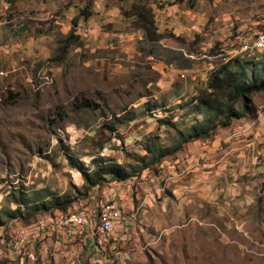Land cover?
<instances>
[{"label":"rangeland","instance_id":"rangeland-1","mask_svg":"<svg viewBox=\"0 0 264 264\" xmlns=\"http://www.w3.org/2000/svg\"><path fill=\"white\" fill-rule=\"evenodd\" d=\"M133 5L150 8L152 39ZM72 27L78 45L65 40ZM259 32L264 0H0V264H88L84 254L96 264H264V90L240 117L154 163L143 148L178 143L176 128L202 118L191 99L210 70L247 60L258 50L235 48ZM67 156L89 169L107 156L132 175L86 188ZM111 190L123 213L96 253L85 249L91 236L54 239L65 234L55 209L3 214L23 197L65 195L87 228L89 212L117 203L104 197ZM39 224V238H17Z\"/></svg>","mask_w":264,"mask_h":264},{"label":"trees","instance_id":"trees-1","mask_svg":"<svg viewBox=\"0 0 264 264\" xmlns=\"http://www.w3.org/2000/svg\"><path fill=\"white\" fill-rule=\"evenodd\" d=\"M130 15H135L139 19L136 27L140 28L145 35L152 39L154 33L150 8L143 5H133ZM73 27L65 40L72 37L75 40V44L78 45V35L72 33ZM67 44L65 42L63 46H67ZM263 50L259 49L255 53L247 52V55L250 56L246 58L247 60H240L235 57L213 67L206 77L203 88L197 91L191 99V108L201 113V120L191 123L185 130L176 128L179 141L171 147H156L157 145L154 142L145 143L143 145L145 152H149L152 156L148 162L154 163L159 158L174 153L184 142L201 137L206 138L217 125L224 126L229 119L237 118L244 114L249 103V94L264 90V52L258 53ZM236 103L239 104L238 110L235 106ZM79 106L88 108L91 106V102L79 101ZM146 106L150 109L153 104L146 102ZM157 121L160 123L168 122L175 127L166 117L159 118ZM104 126L114 134V123H106ZM70 158L71 156H67V159L70 160L69 164L79 170L86 188L97 186L108 179L123 181L132 175V172L127 171L124 165L107 156L93 158L96 164L91 166L90 169L83 167L82 163L76 161V159ZM139 159L142 160V157ZM144 167H147V165L143 162L141 168ZM70 203L71 199L65 195H43L42 193L38 199L21 198L11 211L3 214L5 216L21 214V208H26L31 213L55 209L61 212V215H64L70 212L67 209Z\"/></svg>","mask_w":264,"mask_h":264},{"label":"bare ground","instance_id":"bare-ground-1","mask_svg":"<svg viewBox=\"0 0 264 264\" xmlns=\"http://www.w3.org/2000/svg\"><path fill=\"white\" fill-rule=\"evenodd\" d=\"M263 36H264V32H259L257 34H254L252 37L245 40L244 44L248 43L254 37H263ZM263 48L264 47H261L259 49H263ZM250 51H256V50H250ZM239 52H243V51H239ZM120 219H121V213L117 204L114 202L105 203V205H103V207L101 208V211L97 218L98 222L100 223L99 230L101 232L110 231V229L114 227V223H116L117 220ZM54 220H55L56 228L63 229L65 231V234L74 233L75 231H79V232L83 231L90 221L89 216H87V214L82 210H75L68 212L64 215H60ZM43 226H44L43 224H39L33 227H20L17 230V238L22 243H25L30 239L35 240L44 233V231L42 230Z\"/></svg>","mask_w":264,"mask_h":264},{"label":"crops","instance_id":"crops-1","mask_svg":"<svg viewBox=\"0 0 264 264\" xmlns=\"http://www.w3.org/2000/svg\"><path fill=\"white\" fill-rule=\"evenodd\" d=\"M262 52H264V50ZM195 180L196 179H194L193 180V183H191L190 186H189V188L192 187L193 193H195V191H196V185H198V183L195 182ZM118 194H121V191L120 190H116V191L111 190L110 192L105 193V196L104 197H105L106 201L109 200V199H112V200L116 201L118 203V204L117 203L116 204L119 205L118 207H119V209L121 211V214H122L123 213V209H122L123 208V205L118 200L119 199ZM105 199H102V200L100 199V200L103 201ZM101 201L95 203V205L98 204V208H99V204H100ZM89 214H90V217H91V225L90 226H88L87 228H85L81 232L75 231L74 233L64 234V235L62 234V232H58L57 233L58 235L56 234V237H54V239H56V241H58L57 239L62 240V239H64L63 237H65V236H66L65 239H68V240L69 239H73V238H77V237H87V236L89 237V236H91V237H93L92 244L90 245L92 247V249L90 247H86L85 249H86L87 253H92V252L96 253L97 251L104 250L105 242L108 239L107 237L110 236V233H112V231L117 230V226L116 225H118L121 220L115 225L116 227L114 226L115 228H113L112 230L110 229L111 231H109L106 234H102V232L99 230V228L96 225V219H97V217H95V215L91 214L90 212H89ZM50 237H45L44 239H46V238L49 239ZM44 239H42V240H44ZM60 245H63V244L53 241V246H56L55 248H61ZM55 251H56V253H55L56 255L57 254H60V253H63L62 249H58V250H55ZM54 252H53V254H54ZM81 258H85L87 260L88 264H96L95 262H99L100 261V259H98L97 257H96V259L94 258V256L88 257L87 254L81 255Z\"/></svg>","mask_w":264,"mask_h":264},{"label":"built area","instance_id":"built-area-1","mask_svg":"<svg viewBox=\"0 0 264 264\" xmlns=\"http://www.w3.org/2000/svg\"><path fill=\"white\" fill-rule=\"evenodd\" d=\"M261 47H264V36L263 37H254L248 43H246L244 45H240L235 49H237V52H239V51L257 50ZM5 233H6V231H5Z\"/></svg>","mask_w":264,"mask_h":264}]
</instances>
